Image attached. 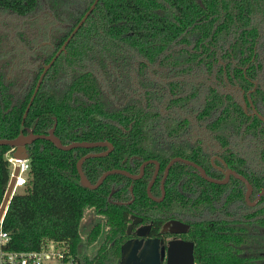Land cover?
I'll return each instance as SVG.
<instances>
[{"label": "trees", "instance_id": "trees-1", "mask_svg": "<svg viewBox=\"0 0 264 264\" xmlns=\"http://www.w3.org/2000/svg\"><path fill=\"white\" fill-rule=\"evenodd\" d=\"M93 1L0 0V13L12 18L0 23V139L17 137L43 66ZM228 84L243 91L246 102L254 88L249 98L264 115V0H98L45 73L23 124L46 134L56 122L54 134L63 144L110 142L111 152L82 163L91 183L109 169L137 174L142 162L157 160L151 193L158 196L172 157L199 162L180 143L192 123L186 112L227 141L244 132L264 143V122L249 116L233 91L223 90ZM26 148L24 192L13 194L2 220L8 248L63 242L79 264H114L130 214L175 217L182 208L199 210L204 204L201 193L188 194L191 185L205 184L211 195L226 187L175 162L164 182L165 197L155 202L146 192L152 163L140 179L110 174L89 189L80 183L76 162L106 147L65 151L36 139ZM13 151L0 145V204L11 173L7 154ZM254 177L257 189L264 187L257 173ZM237 197L243 198L241 190ZM87 210L99 219L83 236ZM263 213H254L253 221L264 225ZM260 239L258 229L250 233L241 226L196 233L195 264H264L256 248Z\"/></svg>", "mask_w": 264, "mask_h": 264}, {"label": "flooded vegetation", "instance_id": "flooded-vegetation-1", "mask_svg": "<svg viewBox=\"0 0 264 264\" xmlns=\"http://www.w3.org/2000/svg\"><path fill=\"white\" fill-rule=\"evenodd\" d=\"M228 86L229 91H238L239 89L237 86L229 84L227 87ZM255 86L256 82L254 84V88ZM253 89L246 92V96L248 97L247 102L244 99V92H238L242 107L243 103L247 104V111L245 112L249 116H257L252 114L251 105H253L257 112L260 113L253 101L249 98V94ZM260 114L264 117L262 113ZM184 135V137L182 136L183 141L180 143L188 152L190 150L195 151L192 156H197L196 158L199 162L188 158L185 159H188L202 167L205 174L209 178L215 180L226 179V172L229 171H233L245 177L252 188L248 201L245 198V193L247 191L246 184L242 180L235 177L232 173H228L226 182L221 184L214 183L202 177L195 167L189 165L193 168V172L205 181L226 187L221 189L219 186L214 190V195H211L207 190L210 189L207 185L202 184L200 188L196 187L194 184L191 185L190 190H188V194L193 195L195 193H201L205 202L199 210H183L182 208L180 213L175 217L167 216L160 212L150 217L130 214L129 220L126 224L125 237L119 247V257L114 264L122 263L121 246L128 240H130L132 244H139V247L136 250V263L133 264H143L142 255L144 253L143 248L146 246V241L150 246H154L156 248L159 264H168L167 260L169 249L172 248V246L175 248L178 244H182L183 253H191L193 264H195V250L197 246L195 241L196 233L203 234L208 229H217L220 227H227L230 229L233 228L235 230L238 226H241V228L244 227L246 231L250 233H252L253 229L256 228L258 231H261L264 236V225L260 222L253 221L254 213H257L256 216L259 217V213H261V211L264 212V194L257 199L258 193L264 190V187L257 189L259 183H255V185L253 183V180H255L254 173H257L261 180V184L264 186L263 140L260 137H255L253 133L240 132L230 135L227 138V141L225 140L226 138H222L220 134H216L214 130L209 129L203 124H198V126H193L191 124L188 131ZM177 140L180 141V138L175 139V141ZM161 179L159 184L160 195L154 196L151 193L155 198L162 196ZM238 189L242 191V199L237 197L239 191ZM208 193L210 195H208ZM164 197L165 189L162 199L155 202H161ZM132 199L133 197L131 200ZM262 216H264V213ZM136 218H139L140 220L134 222ZM173 220L179 222L180 224L173 225L171 223ZM129 225H131V228L128 231ZM263 248L264 245H262L261 249Z\"/></svg>", "mask_w": 264, "mask_h": 264}, {"label": "water", "instance_id": "water-1", "mask_svg": "<svg viewBox=\"0 0 264 264\" xmlns=\"http://www.w3.org/2000/svg\"><path fill=\"white\" fill-rule=\"evenodd\" d=\"M98 0H94L92 2V4L90 5V7L88 8V10L82 15V17L80 18V20L78 21V23L76 24V26L72 29V31L70 32V34L68 35V37L65 39V41L62 43V45L60 46V48L56 51V53L54 54V56L51 58V60L45 64L43 66V69L38 77V80L36 82L35 88L33 90V93L26 105L25 111L23 113V117H22V122L20 125V132L17 135V137L12 138V139H0V145H9L11 147L14 148V151L11 153L12 157L14 158H19L21 160H28L29 159V155L27 153V148L26 146L28 144H31L34 140L36 139H45L48 140L50 142H52L58 149L60 150H70L72 148H76V147H83V148H93V147H106V150L98 152V153H87L83 156H81L77 162H76V169L79 175V180L82 186L87 187L89 189H96L97 187H99L102 182L104 181V179L110 175V174H121V175H125L126 177L132 179V180H137L140 179L143 176L144 173V168L147 164H155V170L154 173L150 179V181L147 184L146 187V192L149 198H151L154 201H160L164 195V181L166 179V176L168 174V171L170 169V167L175 163V162H182L184 164L187 165H191L193 167H195L200 175L202 177H204L205 179H207L208 181L214 182V183H224L226 182V179L228 177V173H232L235 177H237L238 179L242 180L247 187V191L245 193V198L248 201V197L249 194L251 192V185L250 183L246 180L245 177L233 172V171H229L226 172V179L223 180H215L212 178H209L202 167H200L199 165H197L196 163L182 158V157H173L172 159L169 160V162L166 164L165 169H164V174L163 177L161 179V189H162V196L159 198H155L152 194H151V187L155 181V178L157 176L158 173V169H159V163L157 160L155 159H149V160H145L144 162L141 163L140 168H139V172L137 174H133L130 173L129 171L125 170V169H118V168H114V169H109L105 172H103L100 177L98 178V180L95 183H91L87 177L85 176L81 166L82 163L84 162L85 159L89 158V157H101V156H105L107 155L109 152H111V150L113 149V145L108 142V141H95V142H88V141H75V142H71L69 144H63L61 142V140L54 134V130H55V126H56V122L53 124V126L48 130V133L46 134H37L34 133L31 129L29 128H25L24 127V119L28 113V110L32 104V101L40 87V84L42 82V79L45 75V73L47 72V70L50 68V66L53 64V62L55 61V59L57 58V56L65 51L66 45L68 44V42L70 41V39L73 37V35L77 32V30L79 29V27L84 23V21L86 20V18L88 17V15L91 13V11L94 9L96 3ZM243 109L244 111H247V104L243 103ZM251 109H252V114H255L259 117V119L261 121L264 122V117L257 112V110L254 108L253 105H251ZM26 129L27 133H23V130ZM18 170L19 167L18 165L15 166L13 173L10 176L7 188L4 192V196L3 199L1 201L0 204V222L4 217V214L6 212L7 206L10 202V199L13 196V186L16 180V176L18 174ZM130 192H132V188L129 187ZM114 192V189L110 192V195ZM264 194V190H262L261 192L258 193L257 195V199ZM133 197V196H132ZM131 200L127 201V203H130ZM118 204L122 203V202H117ZM138 220H140L139 218H136L134 220V222H137ZM171 223L173 225H177L180 224L177 221H171ZM169 224V223H167ZM131 228V225H129L128 227V231ZM146 248L144 247V253L142 255L143 258V264H159L158 258H157V253H156V248L153 246H150L148 244V242L146 241ZM139 247V244L135 243L132 244V242L130 240L126 241L122 246H121V252H122V263L121 264H133L136 263V250ZM183 246L182 244H178L175 248H170L169 252H168V264H193V258L190 252L188 253H183L182 252ZM181 250V252H180Z\"/></svg>", "mask_w": 264, "mask_h": 264}, {"label": "built area", "instance_id": "built-area-1", "mask_svg": "<svg viewBox=\"0 0 264 264\" xmlns=\"http://www.w3.org/2000/svg\"><path fill=\"white\" fill-rule=\"evenodd\" d=\"M8 160L10 165L13 164L10 176L15 166L19 167L13 186V193H15L17 186H23L26 183L27 176H22V174L28 173V160L14 157L8 158ZM2 220L0 222V264H78L76 256L63 242L46 241L39 249L26 251L8 248L9 236L2 229Z\"/></svg>", "mask_w": 264, "mask_h": 264}, {"label": "rangeland", "instance_id": "rangeland-1", "mask_svg": "<svg viewBox=\"0 0 264 264\" xmlns=\"http://www.w3.org/2000/svg\"><path fill=\"white\" fill-rule=\"evenodd\" d=\"M4 19L12 20V18L9 17L8 15H4L3 13H0V23H1V21L4 20ZM152 76H153V78H155V79H156V78L159 79V75H158V74H153ZM210 83H211L210 80H208V84H210ZM223 90H224V91H229V86H228V87H223ZM231 91H233L234 94H235L236 96L239 97V95H238V93H237L236 91H234V90H231ZM239 100H240V99H239ZM240 102H241V101H240ZM161 107H163V106H161ZM162 109H163V111L165 110L164 107H163ZM178 113H179V114H183V113L180 112V111H178ZM186 116H188V118L191 120V122H192L191 124H192L193 126H198L199 123H197V122L195 121L194 113L192 114L191 112H186ZM7 158H12V155H11V154H7ZM12 165H13V164L10 165V168L12 167ZM22 176H27V173H26V172L23 173ZM15 192H17V193H23V192H24V186H17V187L15 188ZM98 219H99L98 216L95 217V216L92 215V211L87 210L86 213H85V215H84V217H83V219H82V221H81V228H80V232H81V234H82L83 236H85V235L87 234V232H88V230H89V227H90V225L92 224V222L95 221V220H98ZM258 232H259L260 235H261V239L258 241V245H257L258 249H257V251H258V253H262V254H264V248L261 249L262 245H264V236H263V234H262L261 231H258Z\"/></svg>", "mask_w": 264, "mask_h": 264}]
</instances>
